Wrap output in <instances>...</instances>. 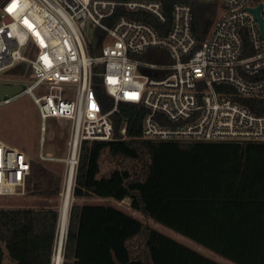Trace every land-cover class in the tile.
<instances>
[{"label":"built area","instance_id":"obj_1","mask_svg":"<svg viewBox=\"0 0 264 264\" xmlns=\"http://www.w3.org/2000/svg\"><path fill=\"white\" fill-rule=\"evenodd\" d=\"M259 4L264 17V0H221L200 42L187 0L172 5L166 32L164 0H0V71L22 65V72L35 75L26 88L0 82L22 85L0 105L29 93L42 120L43 146L49 118L71 120L67 175L73 177L83 141L113 139L111 114L121 101L147 108L142 134L148 139L264 141V38L251 10ZM119 7L147 12L161 28L117 16ZM150 48L168 51L170 61L142 58ZM65 82L75 85L74 97L62 94ZM97 82L114 101L108 110ZM247 99L260 101L251 106ZM32 163L0 138V196L26 194Z\"/></svg>","mask_w":264,"mask_h":264},{"label":"trees","instance_id":"obj_2","mask_svg":"<svg viewBox=\"0 0 264 264\" xmlns=\"http://www.w3.org/2000/svg\"><path fill=\"white\" fill-rule=\"evenodd\" d=\"M164 0L168 29L172 5ZM194 31L203 42L214 25L221 0H187ZM158 28L151 14L119 7ZM163 30V31H164ZM142 58L170 61L168 51L150 48ZM105 110L114 101L97 82ZM258 99H247L253 106ZM258 110V109H255ZM147 108L121 101L111 114L113 139L81 145L73 195L77 199H132V208L169 226L237 264H264V141L156 140L143 137ZM127 123V132H121ZM119 164L101 172V156ZM35 194L59 197L62 175L40 161L32 163ZM31 187V186H29ZM57 204L0 206V264L7 249L12 264H53L59 233ZM63 264H225L106 203L74 202L63 243Z\"/></svg>","mask_w":264,"mask_h":264},{"label":"rangeland","instance_id":"obj_3","mask_svg":"<svg viewBox=\"0 0 264 264\" xmlns=\"http://www.w3.org/2000/svg\"><path fill=\"white\" fill-rule=\"evenodd\" d=\"M220 12V10H219ZM219 15V14H218ZM22 65H17L9 71H0V82L21 83L24 88L35 80V75H27L25 70L22 72ZM62 94L64 96H75V85L72 83H61ZM38 93V90L35 91ZM42 120L39 115L38 107L29 93L22 94L10 103L0 105V138L12 146H17L27 153L34 161H40L47 165L63 178L62 191L59 197L45 198L35 194V183H29L25 195L22 196H0V206L3 207H40L49 204H57L61 208L63 192L65 189V180L67 176V159L70 149L69 142L72 136V121L69 119L49 118L47 122V131L44 136V146L42 145ZM41 153L43 158H41ZM106 152H103L101 162V172H106L116 167L119 163H109L106 158ZM76 174V173H75ZM75 182V177H74ZM74 184V183H73ZM74 186V185H73ZM78 203H106L112 204L126 211L133 212L140 220L146 224L157 228L165 234L181 241L182 243L197 249L205 255L222 261L225 264H237L227 258L222 257L213 250L202 246L193 239L176 232L174 229L166 226L157 220L147 216L141 211L132 208V199L126 197L122 201L113 198L91 197L77 199L73 195L71 205ZM70 205V207H71ZM61 217V216H60ZM60 228V222H59ZM66 233V232H65ZM60 234V229L58 236ZM66 235V234H65ZM58 240V239H57ZM5 264H12L7 249H5Z\"/></svg>","mask_w":264,"mask_h":264},{"label":"bare ground","instance_id":"obj_4","mask_svg":"<svg viewBox=\"0 0 264 264\" xmlns=\"http://www.w3.org/2000/svg\"><path fill=\"white\" fill-rule=\"evenodd\" d=\"M74 177L71 174L67 175V181L63 192V200L61 204V217H60V234L53 254V264H61L63 258V242L65 239V232L67 230L69 211L72 199V187Z\"/></svg>","mask_w":264,"mask_h":264},{"label":"water","instance_id":"obj_5","mask_svg":"<svg viewBox=\"0 0 264 264\" xmlns=\"http://www.w3.org/2000/svg\"><path fill=\"white\" fill-rule=\"evenodd\" d=\"M261 8H262V5L259 4L257 7L252 8L251 10L254 13L255 18L259 22L261 34H262V37L264 38V17L262 16ZM94 43H95V40H94ZM101 53H102L101 50H97L96 51L97 55H101ZM98 68L99 69H103L104 65L101 63V64L98 65ZM21 90H22V85L21 84H15V85H11V86H6V85L0 83V99L3 98L6 95L18 94ZM63 261H64V255H63L61 264H63Z\"/></svg>","mask_w":264,"mask_h":264},{"label":"snow or ice","instance_id":"obj_6","mask_svg":"<svg viewBox=\"0 0 264 264\" xmlns=\"http://www.w3.org/2000/svg\"><path fill=\"white\" fill-rule=\"evenodd\" d=\"M8 10H9V11H12V8H9ZM25 23H27V21H25ZM45 59H46V58H45Z\"/></svg>","mask_w":264,"mask_h":264}]
</instances>
